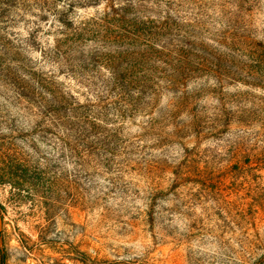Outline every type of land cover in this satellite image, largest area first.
<instances>
[{"label":"rangeland","instance_id":"374dc122","mask_svg":"<svg viewBox=\"0 0 264 264\" xmlns=\"http://www.w3.org/2000/svg\"><path fill=\"white\" fill-rule=\"evenodd\" d=\"M0 264H264V0H0Z\"/></svg>","mask_w":264,"mask_h":264},{"label":"trees","instance_id":"16d2710c","mask_svg":"<svg viewBox=\"0 0 264 264\" xmlns=\"http://www.w3.org/2000/svg\"><path fill=\"white\" fill-rule=\"evenodd\" d=\"M3 261V256L0 255V262Z\"/></svg>","mask_w":264,"mask_h":264}]
</instances>
